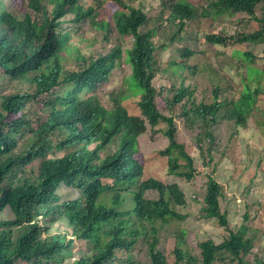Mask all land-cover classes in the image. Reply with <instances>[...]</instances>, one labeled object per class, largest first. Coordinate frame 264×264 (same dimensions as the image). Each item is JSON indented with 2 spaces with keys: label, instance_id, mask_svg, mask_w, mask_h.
Here are the masks:
<instances>
[{
  "label": "trees",
  "instance_id": "trees-1",
  "mask_svg": "<svg viewBox=\"0 0 264 264\" xmlns=\"http://www.w3.org/2000/svg\"><path fill=\"white\" fill-rule=\"evenodd\" d=\"M21 2L15 12L0 0V81L11 88L0 103V214L9 209L14 215L0 220V264H137L134 250L141 243L151 264H225L226 257L237 264H264L255 253L258 231L245 224L230 227L226 190L214 177L202 211L228 236L220 244L203 241L197 257L179 235L171 262L159 249L161 230L188 218L183 211L188 199L181 185L158 178L153 173L159 169L138 158L141 136L166 124L169 146L160 154L168 159L167 173L193 181L197 159L180 141L175 112L191 131L203 128L196 146L212 160L213 128L222 117L239 127L249 124L264 95V70L249 79L240 99L239 93L224 99L227 84L219 74L199 52L179 46L181 35L205 20L240 15L256 23V31L237 36L214 31L207 42L219 49L264 44V0H160L157 16L147 10L150 0ZM84 20L109 42L101 51L93 48L97 41L77 36L81 28L64 27ZM164 28L174 36L159 44ZM126 39L131 48L124 47ZM168 48L179 52L172 61L176 71L191 70L196 80L214 84V101L198 100L186 76L181 81L168 75L176 89L167 98L174 115L163 113L159 98L166 89L158 90L155 81L170 70L161 59ZM242 54L255 62L252 52ZM125 64L132 71L125 76L128 87L111 90ZM69 149L74 151L57 157ZM62 185L78 189L79 197L60 203ZM150 192L158 196L150 198ZM56 228H69L72 236L53 235Z\"/></svg>",
  "mask_w": 264,
  "mask_h": 264
},
{
  "label": "rangeland",
  "instance_id": "rangeland-1",
  "mask_svg": "<svg viewBox=\"0 0 264 264\" xmlns=\"http://www.w3.org/2000/svg\"><path fill=\"white\" fill-rule=\"evenodd\" d=\"M194 3H209L210 0H190ZM168 2V0H167ZM7 7L11 11H18L21 8V0H6ZM160 0H150L147 3V10L151 15L157 16L161 12L159 7ZM109 9V7H108ZM113 12V9H109ZM260 15L262 12L260 10ZM243 15L234 19L223 18L216 20L214 17L205 20L200 28H196L181 35L183 43H180V49L187 47L199 52L205 62L215 73H218L227 85L224 86L225 92L223 98H230L234 94L239 93L246 86V83L259 77L256 71L264 70V44H247L245 46H229L219 49L215 45L207 42V33L221 31L230 36H237L238 31L247 30L254 32L257 29L256 23H252L248 18L243 19ZM243 20V21H241ZM66 29L75 27L81 28L77 31V36L85 35L89 39L96 42L93 47L95 50L101 51L108 44L104 40V33L101 34L98 30L91 26L89 20L81 23H67L64 26ZM227 30V31H226ZM175 31L170 28L162 29L158 38V43L162 44L166 40H170L174 36ZM103 46V47H102ZM125 48L132 47L130 39L125 40ZM178 47V46H177ZM178 47V48H179ZM252 52L256 59L255 62L250 61L245 55H241L243 51ZM179 56V52L174 48H168L161 54L164 68H170L168 74L165 72L158 77L155 85L158 90H164V94L159 98V107L165 115H174L173 111L168 107L167 98L172 97L176 91L173 88L174 82L168 78L169 76H177L182 81V76L188 78V85H191L193 90H196V98L201 101L212 102L214 96V84L208 80H196L194 73L191 70L180 69L176 71L172 61ZM181 60V59H178ZM171 62V63H170ZM132 73L130 65L125 64L123 71L116 74V82L111 90L117 89L126 84L125 76ZM179 79L176 84L181 85ZM183 85V83H182ZM110 90V91H111ZM11 91L9 84L0 81V103L2 97ZM33 107L39 109V104L34 103ZM179 111L175 112L179 125V138L182 143L188 145L190 152L196 156L199 173L193 181L172 176L167 173L168 159L165 160L160 154L169 146V139L164 134L166 124L159 126L160 131L155 133L152 128L149 132L141 136V153L138 155L140 160H147V163L154 164L158 172H154L158 178L164 180L168 184H179L184 189L188 205L183 209L188 216L184 221L174 222L171 226H166L161 230V243L159 249L165 253L171 262L173 250L177 237L184 235L186 244L190 247L194 256L200 257V244L206 240H213L216 243H222L228 236V230L221 227L216 219L209 220L204 217L202 208L205 204L208 183L210 178H216L224 185L226 197L223 199L224 210L230 212L231 228L241 226L243 224L253 226L258 231V243L255 248V253L260 261L264 262V95L261 97L258 109L251 116L249 124L245 127H239L233 121L225 117L213 128L216 136L214 159L208 153H204L196 146L197 137L204 132L202 127H195L192 131L187 123L179 116ZM18 117V116H15ZM15 117H11L14 119ZM112 149L105 150L102 154L105 155L112 152ZM74 149H69L57 157L66 155ZM150 198H156L158 195L155 192H150ZM79 197V190L69 188L62 185L59 190V202L64 203ZM14 218L13 213L7 209L3 214H0V220H11ZM60 234L62 236H72L69 228L62 230L54 229L53 235ZM136 254L137 264H151V258L145 244H139L134 250ZM255 256H250L248 259L254 263ZM74 261V258H72ZM55 263L54 261L51 262ZM225 264H237L230 257H226Z\"/></svg>",
  "mask_w": 264,
  "mask_h": 264
},
{
  "label": "clouds",
  "instance_id": "clouds-1",
  "mask_svg": "<svg viewBox=\"0 0 264 264\" xmlns=\"http://www.w3.org/2000/svg\"><path fill=\"white\" fill-rule=\"evenodd\" d=\"M74 260H75V258H74Z\"/></svg>",
  "mask_w": 264,
  "mask_h": 264
}]
</instances>
